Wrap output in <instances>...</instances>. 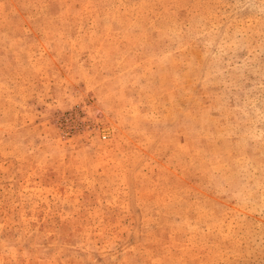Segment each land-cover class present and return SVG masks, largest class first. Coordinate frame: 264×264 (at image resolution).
Listing matches in <instances>:
<instances>
[{"label": "rangeland", "instance_id": "obj_1", "mask_svg": "<svg viewBox=\"0 0 264 264\" xmlns=\"http://www.w3.org/2000/svg\"><path fill=\"white\" fill-rule=\"evenodd\" d=\"M0 264H264V0H0Z\"/></svg>", "mask_w": 264, "mask_h": 264}]
</instances>
